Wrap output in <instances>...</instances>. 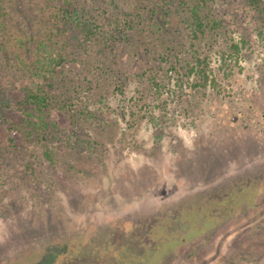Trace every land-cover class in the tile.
I'll use <instances>...</instances> for the list:
<instances>
[{
    "label": "rangeland",
    "instance_id": "374dc122",
    "mask_svg": "<svg viewBox=\"0 0 264 264\" xmlns=\"http://www.w3.org/2000/svg\"><path fill=\"white\" fill-rule=\"evenodd\" d=\"M151 1L74 0L97 29L68 44L66 111L54 107L34 147L0 164V264H264V26L240 0L217 2L205 54L218 83L200 89L186 68L156 62L188 32L175 9L186 0H165L160 29ZM116 26L134 34L113 47V75L102 35ZM241 41L230 71L222 54ZM26 83L7 86L0 143L21 124Z\"/></svg>",
    "mask_w": 264,
    "mask_h": 264
},
{
    "label": "trees",
    "instance_id": "16d2710c",
    "mask_svg": "<svg viewBox=\"0 0 264 264\" xmlns=\"http://www.w3.org/2000/svg\"><path fill=\"white\" fill-rule=\"evenodd\" d=\"M56 2L59 6L58 12H55L52 7ZM166 2L163 0L159 6L156 0L151 1L153 8L162 7L163 9L158 14L153 11L157 14L154 23L156 29H160L163 25L160 24L161 20L167 24L170 18L172 5ZM217 2L233 1L186 0V4L180 1L176 5V13L184 15L188 32L183 42L179 44H174L178 39L173 35L171 40L167 41L170 44H166L156 57L157 63L164 62L175 71L179 70L176 66L180 69L184 68L183 70L186 68V76L195 78L200 89H205L208 84L218 83L215 75L208 69V56L205 54V47L209 48L212 45L218 32ZM238 2H242L243 5L247 4L246 8L259 15H256L257 20L264 26V0H240ZM61 3L60 0H0V117L10 107L9 101L5 98L7 86L20 80L27 82L21 91L23 99L17 103V109L22 114V121L19 125L12 124L8 127L10 133L6 141L0 143V164H3L7 154L13 155L17 161H20L24 152L34 147V140L38 134L52 124L47 120L50 111L54 107L66 111L68 107V104L59 99L61 90L65 87L63 86L64 79L67 78L65 69L71 54L68 44L72 39L77 38L86 42L91 41L95 35L94 28L97 29V27L84 10L75 5L74 0H64ZM77 5L81 7V4ZM118 22L119 19H117ZM115 31L102 35L103 47L111 48L110 51L102 50L106 57L109 53L107 60L111 59V61L107 64L111 69L115 65L113 47L117 43L129 42L130 36L134 34L132 28L131 33L127 32L125 27L119 29L118 26ZM161 33L165 34V32ZM240 43L241 45L231 42L230 46L228 45V53L225 54L224 51L222 54V61L230 71H232L231 57H235L233 61L237 63V57L244 46L243 41ZM172 44L178 47L175 48ZM111 71L114 75V69ZM3 80L6 81V86L1 84ZM159 83L154 81L152 85V90L158 95L162 94ZM11 133H23V135L26 133L23 143L13 142ZM49 152L44 150L43 156L46 162L51 163L52 158ZM126 252L128 250H123V254ZM119 255L122 254L119 252ZM142 259L139 264L143 263ZM115 260L114 264L126 263L123 258Z\"/></svg>",
    "mask_w": 264,
    "mask_h": 264
}]
</instances>
